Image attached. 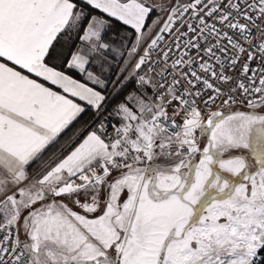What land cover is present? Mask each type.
I'll use <instances>...</instances> for the list:
<instances>
[{"label":"snow or ice","instance_id":"6c2138e0","mask_svg":"<svg viewBox=\"0 0 264 264\" xmlns=\"http://www.w3.org/2000/svg\"><path fill=\"white\" fill-rule=\"evenodd\" d=\"M0 264H264V0H0Z\"/></svg>","mask_w":264,"mask_h":264}]
</instances>
